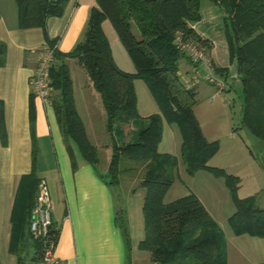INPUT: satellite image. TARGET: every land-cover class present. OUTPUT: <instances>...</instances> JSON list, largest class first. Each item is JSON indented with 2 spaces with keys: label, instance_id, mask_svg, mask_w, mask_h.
I'll list each match as a JSON object with an SVG mask.
<instances>
[{
  "label": "trees",
  "instance_id": "16d2710c",
  "mask_svg": "<svg viewBox=\"0 0 264 264\" xmlns=\"http://www.w3.org/2000/svg\"><path fill=\"white\" fill-rule=\"evenodd\" d=\"M13 1L17 26L40 27L46 44L53 49L47 69L52 88L49 103L72 169L76 166L72 145L95 170L98 157L74 105L67 57L76 59L98 93L105 130L111 139L106 172L101 176L110 186L120 178L138 176L143 188L140 205L143 235L136 243L138 249L146 250L155 264H225L223 232L198 197L189 191L166 202L161 200L176 165L174 154L157 150L162 120L176 124L179 130V155L187 172L204 168L223 176L235 207L227 217L232 232L264 238V207L256 204L252 194L235 196L234 176L206 162L215 151L216 143L205 139L193 115L192 85H185L177 73L179 58L191 61L174 42V36L179 34L208 51L211 42L197 32L196 24L203 21V8L208 3L219 9L227 59L233 62L239 75L240 120L264 146V0H94L80 37L67 51L55 48L57 37H49L45 26L48 16L63 12L67 0ZM105 18L129 56L133 71H126L114 62L101 27ZM4 53L5 45L0 41V65L4 62ZM213 69L222 76L226 71L225 66ZM134 78L144 81L157 105L156 112L144 116L137 113ZM30 115L29 110V119ZM131 123L136 130L130 139L124 140ZM112 133L118 136L116 140ZM0 142H5L1 101ZM33 161L34 154H31L30 171L22 177L21 203L11 223L10 247L18 250L19 245L21 249L28 238L33 246V264H36L40 242L28 230L38 179L33 173ZM114 222L124 244V264H130L129 234L122 208L115 210Z\"/></svg>",
  "mask_w": 264,
  "mask_h": 264
},
{
  "label": "crops",
  "instance_id": "0c3cea01",
  "mask_svg": "<svg viewBox=\"0 0 264 264\" xmlns=\"http://www.w3.org/2000/svg\"><path fill=\"white\" fill-rule=\"evenodd\" d=\"M91 5H94V0H67L60 15L46 18L48 36L57 37L55 48L67 51L74 45L80 37ZM107 20L101 21V27L114 62L126 71H133L130 58L122 50L124 48L118 46L116 33L112 32ZM197 32L210 40L201 27L197 28ZM0 41L5 45L4 62L0 65V101L5 128V142H0V264L34 263L33 246L28 238L23 241L21 249L19 245L18 250L10 247L11 223L21 203L22 177L30 171L31 154H34L33 173L45 180L52 205L51 218L57 230L54 247L57 264H124V244L114 222L117 208H122L126 216L132 264L133 258L139 255L136 251H144L136 247L143 235L141 199L135 203L140 216L138 218L137 214L135 224H131L129 206H119L111 186L103 180L98 169L95 170L81 158L73 145L76 166L71 168L49 101L34 95L29 86V75L46 42L40 27L17 26L13 0H0ZM210 42L209 50L212 52L214 42ZM182 59L187 68L185 71L190 75L191 63L188 59ZM65 61L72 81L74 70H79L75 67L81 69L82 66L73 57H67ZM212 61L229 70L228 59L224 62L215 55ZM183 77L188 76L183 74ZM72 94L86 135L83 116L91 121L96 117L101 126L99 129H102L104 111L89 81L84 80L78 88L74 87L72 81ZM144 115L147 114L140 116ZM135 130V124L131 123L123 139H130ZM263 153L264 149L259 156ZM240 235H243L242 238L236 240L234 245L225 240V264H258L264 260V238L246 233ZM140 256L152 261L149 253Z\"/></svg>",
  "mask_w": 264,
  "mask_h": 264
},
{
  "label": "rangeland",
  "instance_id": "374dc122",
  "mask_svg": "<svg viewBox=\"0 0 264 264\" xmlns=\"http://www.w3.org/2000/svg\"><path fill=\"white\" fill-rule=\"evenodd\" d=\"M203 9V23L200 21L196 26L197 28L201 27L203 32L208 34L210 40L214 42L212 52L210 50L206 51L204 48L202 49L211 63L215 78L221 82V88H219L215 83L201 78L196 80L191 86L194 91L193 115L205 139L208 141L214 140L216 143L215 151L208 157L206 162L208 165L219 167L225 173L234 176L235 196L244 197L252 194L255 196L256 204L264 207V167L259 158V154L264 149V146L241 123L239 75L234 70L233 62L229 63V70H226L223 76L213 69L217 66L212 61L213 57L216 55L218 60L226 62L227 52L219 9L211 3H208L206 8ZM106 22L112 32H114L110 22L108 20ZM117 44L120 48H123L119 41ZM113 49L115 50V45ZM76 68L79 70H74L72 81L74 87L78 88V85L84 80H89L84 69H80L77 66ZM185 69L187 68L183 59L179 58L177 73L181 79L183 74L189 76ZM132 82L137 113L143 115L156 112L157 105L144 81L141 78H134ZM92 91L96 95L98 104L101 106L99 95L93 87ZM76 92L79 91L76 90ZM81 110H83L82 107ZM83 117L88 139L95 144L97 149L98 161L96 169L104 176L111 153L110 134L105 130V125L102 129H99L101 126L97 122L96 117L92 121L86 116ZM112 136L115 140L118 137L114 133H112ZM180 139V133L176 124L162 120L157 149L174 154L176 165L171 170L172 180L162 194L161 200L166 202L189 191L193 192L201 201L208 214L221 228L224 239L234 245L235 241L242 238L243 235L234 234L228 224L227 217L235 209L230 189L225 184L223 176H216L204 168H197L192 172H187L185 164L179 155ZM130 172L134 173V170L131 169ZM111 188L114 190L117 198L116 202L119 206H129L130 221L131 224H135L137 214L138 218L140 216L135 203L139 198L142 200L143 194V188L139 184L138 176L120 178L117 184L111 185ZM125 192L128 193L126 194ZM132 230L134 231V228ZM136 252H139V255L133 258L132 264H155L153 261H147L140 256L141 254H148L147 251L139 250ZM258 264H264V260L258 262Z\"/></svg>",
  "mask_w": 264,
  "mask_h": 264
},
{
  "label": "built area",
  "instance_id": "2783aa9c",
  "mask_svg": "<svg viewBox=\"0 0 264 264\" xmlns=\"http://www.w3.org/2000/svg\"><path fill=\"white\" fill-rule=\"evenodd\" d=\"M174 42L191 61L190 75L182 78L185 85L191 86L202 78L221 88V82L215 78L211 63L201 47L188 39L181 38L179 34L174 36ZM52 57L53 49L46 44L39 53L28 79L32 93L43 101H49L52 91L47 71ZM51 209L45 180L39 177L28 218V230L32 237L40 242V257L36 264H57L54 253L57 230L52 222Z\"/></svg>",
  "mask_w": 264,
  "mask_h": 264
},
{
  "label": "water",
  "instance_id": "95a60500",
  "mask_svg": "<svg viewBox=\"0 0 264 264\" xmlns=\"http://www.w3.org/2000/svg\"><path fill=\"white\" fill-rule=\"evenodd\" d=\"M259 158H260V161L264 167V153L261 156H259Z\"/></svg>",
  "mask_w": 264,
  "mask_h": 264
}]
</instances>
